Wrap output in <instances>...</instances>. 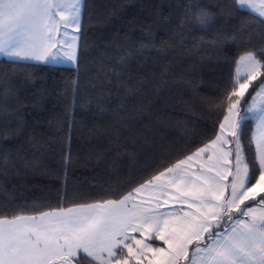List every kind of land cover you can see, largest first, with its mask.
<instances>
[{
    "label": "trees",
    "instance_id": "1",
    "mask_svg": "<svg viewBox=\"0 0 264 264\" xmlns=\"http://www.w3.org/2000/svg\"><path fill=\"white\" fill-rule=\"evenodd\" d=\"M228 2L85 0L86 46L76 67L0 59V75L11 76L0 88V198L21 207H71L110 186L123 194L153 174L147 165L158 167L162 153L172 163L214 139L231 61L264 47L251 12L221 14ZM201 10L213 16L206 26L197 22ZM241 26L233 44L227 37ZM126 52L132 55L123 80L135 95L104 76ZM254 128L248 121L243 138Z\"/></svg>",
    "mask_w": 264,
    "mask_h": 264
},
{
    "label": "snow or ice",
    "instance_id": "2",
    "mask_svg": "<svg viewBox=\"0 0 264 264\" xmlns=\"http://www.w3.org/2000/svg\"><path fill=\"white\" fill-rule=\"evenodd\" d=\"M85 7V0H0V59L76 67L86 46ZM245 9L264 44V0H229L221 14ZM211 19L205 10L197 16L201 26ZM244 31L227 39L236 44ZM131 55H121L104 76L135 95L123 80ZM231 63L214 139L172 163L162 153L158 167L147 165L153 174L126 193L110 186L99 199L71 207H21L0 198V264H264V47ZM6 84L11 76L0 75V88ZM250 120L255 129L245 139ZM127 155L135 171V153Z\"/></svg>",
    "mask_w": 264,
    "mask_h": 264
},
{
    "label": "rangeland",
    "instance_id": "3",
    "mask_svg": "<svg viewBox=\"0 0 264 264\" xmlns=\"http://www.w3.org/2000/svg\"><path fill=\"white\" fill-rule=\"evenodd\" d=\"M259 99H260V98L258 97V98H257V102H259ZM145 195H147V193H145ZM155 243H156V244H159L160 242H159V241H156ZM145 264H147V261H145Z\"/></svg>",
    "mask_w": 264,
    "mask_h": 264
},
{
    "label": "crops",
    "instance_id": "4",
    "mask_svg": "<svg viewBox=\"0 0 264 264\" xmlns=\"http://www.w3.org/2000/svg\"><path fill=\"white\" fill-rule=\"evenodd\" d=\"M245 10H247V9H245ZM248 11V10H247ZM250 12V11H249ZM69 31H71V30H69ZM63 66H72L71 64H62ZM255 129V128H254Z\"/></svg>",
    "mask_w": 264,
    "mask_h": 264
},
{
    "label": "clouds",
    "instance_id": "5",
    "mask_svg": "<svg viewBox=\"0 0 264 264\" xmlns=\"http://www.w3.org/2000/svg\"><path fill=\"white\" fill-rule=\"evenodd\" d=\"M198 15H199V14H198ZM198 15H197V16H198Z\"/></svg>",
    "mask_w": 264,
    "mask_h": 264
}]
</instances>
